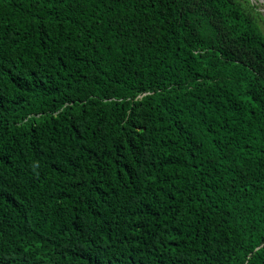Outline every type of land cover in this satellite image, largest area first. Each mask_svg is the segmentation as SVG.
Here are the masks:
<instances>
[{"label":"trees","instance_id":"obj_1","mask_svg":"<svg viewBox=\"0 0 264 264\" xmlns=\"http://www.w3.org/2000/svg\"><path fill=\"white\" fill-rule=\"evenodd\" d=\"M0 264H264L256 4L0 0Z\"/></svg>","mask_w":264,"mask_h":264},{"label":"rangeland","instance_id":"obj_2","mask_svg":"<svg viewBox=\"0 0 264 264\" xmlns=\"http://www.w3.org/2000/svg\"><path fill=\"white\" fill-rule=\"evenodd\" d=\"M252 3L258 6L259 11L264 14V0H250Z\"/></svg>","mask_w":264,"mask_h":264}]
</instances>
